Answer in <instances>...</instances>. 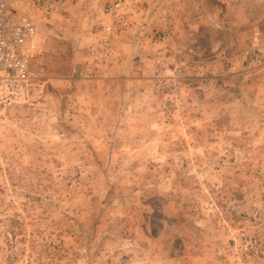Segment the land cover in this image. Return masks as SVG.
<instances>
[{
    "label": "rangeland",
    "instance_id": "rangeland-1",
    "mask_svg": "<svg viewBox=\"0 0 264 264\" xmlns=\"http://www.w3.org/2000/svg\"><path fill=\"white\" fill-rule=\"evenodd\" d=\"M263 5L39 20L41 93L0 110V264H264Z\"/></svg>",
    "mask_w": 264,
    "mask_h": 264
},
{
    "label": "built area",
    "instance_id": "built-area-1",
    "mask_svg": "<svg viewBox=\"0 0 264 264\" xmlns=\"http://www.w3.org/2000/svg\"><path fill=\"white\" fill-rule=\"evenodd\" d=\"M62 2L0 0V110L30 105L38 99L44 83L33 69L41 51L34 40L39 20H47ZM119 3L108 4L105 11L110 12Z\"/></svg>",
    "mask_w": 264,
    "mask_h": 264
},
{
    "label": "crops",
    "instance_id": "crops-1",
    "mask_svg": "<svg viewBox=\"0 0 264 264\" xmlns=\"http://www.w3.org/2000/svg\"><path fill=\"white\" fill-rule=\"evenodd\" d=\"M225 2H227L228 6H231L233 8L234 7H237V8L241 7L242 10L235 9L234 11H236V12H232V11H228V9H224V7L223 8H218L217 7L215 12L218 15H220V13H222V12H226L227 14L232 12V14L234 13V15H238L239 16L237 18V21H234L235 23L239 24L240 27L245 26L244 29H250L251 28L250 25L246 26V25H243V24L252 22L251 18L249 17V15H251V12H250L251 10L249 8H244V7L240 6V5L241 4L244 5L245 3H247L250 6H254V5L255 6H260V4L262 3V0H248L247 2H245L244 0H235V1H233V0H225ZM263 2H264V0H263ZM222 4H224V3H222ZM261 7H264V5L261 6ZM251 24H254V22H252ZM216 27L217 28H214V31H215L216 34L218 33V35H219L220 26L218 27V25H217ZM253 29H256L255 26L253 27ZM207 38H208L207 32L203 33V40L207 39Z\"/></svg>",
    "mask_w": 264,
    "mask_h": 264
}]
</instances>
